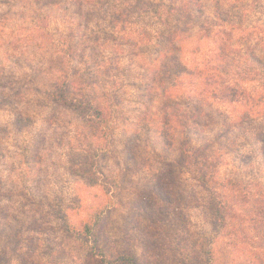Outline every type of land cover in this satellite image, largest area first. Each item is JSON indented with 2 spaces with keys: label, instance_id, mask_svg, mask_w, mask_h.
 I'll return each instance as SVG.
<instances>
[{
  "label": "rangeland",
  "instance_id": "374dc122",
  "mask_svg": "<svg viewBox=\"0 0 264 264\" xmlns=\"http://www.w3.org/2000/svg\"><path fill=\"white\" fill-rule=\"evenodd\" d=\"M92 1L105 17L126 16L122 41H92L97 20L88 29L84 20ZM92 1L85 9L75 0H0V264H107L102 255L122 254L139 264H204L209 254L213 264H264V0L223 5L236 13L217 38L200 32L217 11V0H203L176 54L206 66L230 33L221 77L257 99L252 109L215 101L208 113L217 197L179 165L178 131L159 113L164 100L152 81L178 47L166 26L137 18L135 0ZM140 31L150 35L141 49ZM185 81L171 94L188 112ZM63 83L72 101L54 103ZM87 99L105 106L98 126L73 106ZM222 202L233 209L230 227L213 210Z\"/></svg>",
  "mask_w": 264,
  "mask_h": 264
},
{
  "label": "trees",
  "instance_id": "16d2710c",
  "mask_svg": "<svg viewBox=\"0 0 264 264\" xmlns=\"http://www.w3.org/2000/svg\"><path fill=\"white\" fill-rule=\"evenodd\" d=\"M75 1H79L80 3L85 2L83 3V7L86 9L92 0ZM202 1L203 0H135L132 5H129V7L130 9L135 10L137 18L140 20L144 18H153L160 23L161 27L165 25L168 32L166 34L167 40L174 46L178 45L175 52H168L167 55L163 56L167 62L165 63L162 61L161 67L159 68V71H157L158 73L156 72L154 75L155 78L152 81V83L156 85V89H160L162 93L161 97L164 100L159 106V113L163 116L165 121L163 122L164 126L171 127L178 131L177 133L180 138L181 150L179 165L189 173L195 175L201 185L212 190L217 197L218 188L220 186H218L215 177L218 172L219 150L215 148L216 143L214 141V131L212 130L214 125L211 120H209L208 113L213 111L216 104L215 101L223 105L237 104L246 109H252L253 104H257V99H255L253 95H248L246 87L243 86L242 82L234 81L233 79L228 80L221 77L222 74L229 72L230 53L228 51L231 50L232 47L231 45L229 46V43L232 40L230 33L228 38L222 40L220 43L221 45L218 46V50L214 51L215 58L206 61V66L204 62L195 65L194 68H192L189 65H184L180 60V57L176 55L181 49L180 45L181 42H183L184 36L190 30H193L198 24L191 23L193 20L192 13H196L199 18L202 16ZM228 2L237 5L241 1L217 0L215 6L217 11L214 20L212 19L208 25L206 23L199 25L200 32L212 33L215 38L219 37L220 34L226 33L223 31L225 29L224 27L233 25L236 13L231 10L226 11L223 8V5L229 7ZM136 3L137 5L134 8L133 5ZM109 6H113L114 9L112 10L121 7H116L114 2H110ZM88 10L86 17H84L86 28L88 29V23H91L93 19L97 20L95 30L98 32L93 37L92 41L94 43L104 46L106 43L111 42L110 38L114 41L118 35H121V41L124 39L126 36L125 30L128 21H126V23L122 22L123 18H126L122 12L120 14H117V11L112 12L110 16L105 17L101 13V7L94 5L93 1L90 3V8ZM165 17L166 20L164 22L163 18ZM239 18L243 19L241 16ZM119 26L121 27L119 28ZM100 30L102 32H100ZM138 35L139 41L136 46L139 45L140 47H138L141 49L144 47L143 45L148 44L150 41V35L145 31H140ZM101 36L104 37L101 38ZM82 38L84 41H91V37L84 38L82 36ZM228 47H230L229 50ZM213 59L218 60L220 64L212 65L214 61ZM92 60H95V58H92ZM101 68L102 65H99L98 63L95 70L98 71ZM162 73L164 74L163 78ZM262 73V88L264 90V66ZM178 76H181V78L176 79L175 77ZM185 78V82H187V85H189L192 90L186 98V103L189 105L188 112L182 111L184 107L181 108L178 103V99L181 97L176 95L177 93H174V96L176 97H173V94H171V92L179 88L180 85L183 87V83L180 82ZM63 85V88H58L57 93L53 95L54 103H67L72 101L70 100L72 96L70 91L71 88L67 87L66 83H63ZM82 87L83 86H81V88H74L72 93H75L76 91L82 92ZM183 95L185 96V94ZM190 97L192 99H190ZM170 98L171 100H169ZM73 102V106L77 108L80 114L98 120V122L95 123L96 126L104 122V115L107 111H105V106L103 104L94 103L92 100L89 101L90 104L80 103L77 100H74ZM245 118L247 119L248 116ZM201 119H203V121ZM226 126L229 127L227 123ZM169 134L170 133L166 132L165 135L169 136ZM196 141L201 143L196 146ZM213 210L215 215L218 216V219L220 221L222 220V227H230V218L233 219L234 217L232 216L233 209L228 202H222V204L220 203L217 205H214L213 203ZM102 256H104L102 260L107 262V264H139L137 258L132 255L122 254L113 259H108L105 255ZM208 256L209 257L205 260L204 264H213V258H210L212 256H210V254ZM177 264H197V262L196 259L193 258L188 260L183 259Z\"/></svg>",
  "mask_w": 264,
  "mask_h": 264
}]
</instances>
